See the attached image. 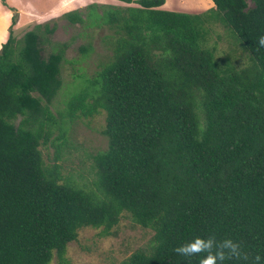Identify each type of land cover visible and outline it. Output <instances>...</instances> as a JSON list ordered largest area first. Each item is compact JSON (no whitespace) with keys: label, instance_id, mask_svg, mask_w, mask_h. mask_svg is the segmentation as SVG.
<instances>
[{"label":"trees","instance_id":"16d2710c","mask_svg":"<svg viewBox=\"0 0 264 264\" xmlns=\"http://www.w3.org/2000/svg\"><path fill=\"white\" fill-rule=\"evenodd\" d=\"M119 1L101 11L115 28L110 59L65 102L70 119L103 112L90 190L61 181L39 149L52 139L66 44L49 40L55 22L18 34L11 17L0 45V264L61 261L78 229L109 235L122 212L152 236L116 264H198L173 251L197 235L239 242L249 261L224 264H252L264 257V0H209L196 13ZM61 16L82 22L77 9ZM215 22L253 65L218 63L206 45Z\"/></svg>","mask_w":264,"mask_h":264},{"label":"rangeland","instance_id":"374dc122","mask_svg":"<svg viewBox=\"0 0 264 264\" xmlns=\"http://www.w3.org/2000/svg\"><path fill=\"white\" fill-rule=\"evenodd\" d=\"M7 0L9 6L20 12L16 33L23 32L25 26L37 21L52 6L54 0H19L18 4ZM63 1V0H61ZM51 16L41 18L38 23L55 22V29L49 36L51 42H64L63 61L60 64V86L48 105L54 125L52 139L40 146L44 164L59 166L61 181L68 180L83 189L93 188L91 157L106 148V138L102 135L103 112L98 110L91 116L68 118L65 114L66 100L87 87L100 67L111 57V40L115 28L102 20L101 11L107 6L126 4L100 0H66ZM249 3V0H246ZM72 6L82 16V22L68 23L62 16L65 6ZM88 5H95L87 9ZM209 0H165L164 9L196 13L207 9ZM106 6V7H105ZM91 12V13H89ZM100 16L98 19L92 13ZM89 13V14H88ZM206 45L213 48L215 59L220 64L235 68L253 65L254 60L245 51L229 27L215 22L210 24L206 35ZM51 50L43 46L42 55ZM109 235H101L100 228L81 227L75 240L67 243L61 261L53 257L48 264H116L137 249H147L151 243L152 231L142 228L131 221L126 212L120 214L117 224L110 229Z\"/></svg>","mask_w":264,"mask_h":264},{"label":"clouds","instance_id":"9594fccd","mask_svg":"<svg viewBox=\"0 0 264 264\" xmlns=\"http://www.w3.org/2000/svg\"><path fill=\"white\" fill-rule=\"evenodd\" d=\"M255 43L259 48H264V34H261ZM173 251L183 257H199L198 264H224V261L232 259L249 261V254L242 251L239 242L231 238L218 241L214 235L194 236ZM262 260L264 257L259 254L251 258L252 264H261Z\"/></svg>","mask_w":264,"mask_h":264},{"label":"crops","instance_id":"0c3cea01","mask_svg":"<svg viewBox=\"0 0 264 264\" xmlns=\"http://www.w3.org/2000/svg\"><path fill=\"white\" fill-rule=\"evenodd\" d=\"M11 1L13 3H15V4L19 3V0H11ZM64 1H66V0H63V1L54 0L53 3H52V6L50 7V9H48L46 12L41 14L40 15L41 17L38 20H40L41 18H44V17L51 16L53 12L57 11L56 9L61 4L65 3ZM100 1H104V2L105 1H112L111 3H113V2H116V3L117 2H121L119 0H100ZM164 3H165V0H164V2L162 4L161 8H163ZM69 9H74V8L72 6H68V4H67L65 6V8L62 9V12L67 11ZM19 12H20L19 9L14 10L13 7L9 6L8 3H7V0H0V45L6 40V38L8 36V29H9V26L11 24V17L13 15H17ZM18 18L19 17L16 16L15 22L11 25V30H12L13 33H16V32L13 31V30H16V29H13V26H14V24H18V21H19ZM37 21L29 23L27 26H25V29L28 26H30L31 24L37 23Z\"/></svg>","mask_w":264,"mask_h":264}]
</instances>
